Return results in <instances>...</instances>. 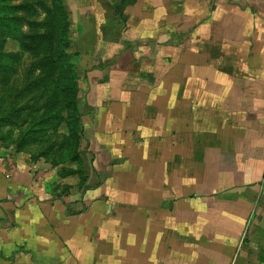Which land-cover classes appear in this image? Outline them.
I'll return each instance as SVG.
<instances>
[{"label":"crops","instance_id":"0c3cea01","mask_svg":"<svg viewBox=\"0 0 264 264\" xmlns=\"http://www.w3.org/2000/svg\"><path fill=\"white\" fill-rule=\"evenodd\" d=\"M63 1L81 166L0 145V264H264V0Z\"/></svg>","mask_w":264,"mask_h":264},{"label":"trees","instance_id":"16d2710c","mask_svg":"<svg viewBox=\"0 0 264 264\" xmlns=\"http://www.w3.org/2000/svg\"><path fill=\"white\" fill-rule=\"evenodd\" d=\"M39 12L43 13V18L36 21L35 17L39 15ZM7 39L15 40L19 48L34 59L30 70L38 71L40 77V81H35L33 84L34 88L51 87V91L45 109L38 120H36L38 116H34L33 110L28 107L29 113L24 114L20 122H9L11 116L17 118L16 116L26 109L18 108L11 111L7 117L1 118V125L18 126L21 129L19 136L12 144L16 145L18 150H22L27 146L40 143L48 134H57L59 125L64 123L67 134L62 135L60 145L55 147L48 144L38 156H45L52 163L76 161V170H68L66 173H79L81 160L78 156V148L82 135L77 108L79 88L74 65L71 62L74 53L69 52L72 41L64 1L53 0L51 8H48L37 0H0L2 45ZM17 55V53L7 52L1 54L0 87L2 88L9 83L10 76L13 74L12 66H6L4 60L6 58L7 61L8 58L13 57L16 59ZM3 115L0 117H4ZM0 140L6 139L0 136ZM54 147L56 151L51 153Z\"/></svg>","mask_w":264,"mask_h":264},{"label":"rangeland","instance_id":"374dc122","mask_svg":"<svg viewBox=\"0 0 264 264\" xmlns=\"http://www.w3.org/2000/svg\"><path fill=\"white\" fill-rule=\"evenodd\" d=\"M41 1L43 6H47L51 8L53 0H37ZM17 2V1H14ZM43 18V13L39 12V15L35 17L36 21H40ZM3 46V47H1ZM72 47H70L69 52H71ZM3 52L11 53V54H18L17 58L14 57L8 58L6 61L5 58V65L12 66L11 72L13 73L10 76L9 83L5 87H0V136L6 140H0V145L4 147H10L11 144L14 142L15 138L19 136L21 129L18 126L13 125H1V118L7 117V115L11 111H15L18 108H26L24 111H21V114L16 116H11L9 122H20V119L23 118L24 114L29 113L28 107H31V110L34 112V116H38L36 120L40 118V114L45 109L46 103L49 98V93L51 91L50 88H34L35 81H40L39 72L38 71H31L30 66L34 59L28 53L22 51L18 43L15 40L7 39V41L2 45L0 42V57ZM11 59V60H10ZM0 58V66L2 65ZM71 62L75 66L73 58H71ZM76 73V80L78 79V74ZM55 80V79H54ZM27 121H29L27 119ZM50 130V129H49ZM49 132V131H48ZM67 134V129L64 123L59 125L58 133L57 134H48L47 136L42 138V141L38 144H34L28 147H25L28 150L31 147V153H33L32 157L33 160L41 154L42 151L45 150L48 144H52L53 146L60 145L62 141V135ZM36 139V138H35ZM40 140V138H39ZM55 147L51 150V153L55 152ZM37 155V156H36ZM40 157V156H39ZM66 160L65 162H68ZM262 199H260L261 202ZM261 208V207H260ZM259 209V207H258ZM263 209V208H261ZM260 209V210H261Z\"/></svg>","mask_w":264,"mask_h":264}]
</instances>
